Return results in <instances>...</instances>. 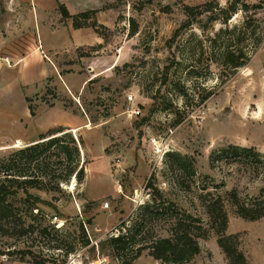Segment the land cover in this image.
Segmentation results:
<instances>
[{
  "label": "rangeland",
  "instance_id": "obj_1",
  "mask_svg": "<svg viewBox=\"0 0 264 264\" xmlns=\"http://www.w3.org/2000/svg\"><path fill=\"white\" fill-rule=\"evenodd\" d=\"M34 1L0 0V28H30ZM232 1L66 0L73 10L98 4L85 11L87 19L79 12L71 21L92 28L97 22L101 44L97 50L78 49L77 58L68 52L65 61H58L66 76L65 81L58 78L63 88L51 77L45 92L27 99L33 107L60 101L88 114L87 127L75 132L64 128L84 141L85 178L29 188L42 199L37 205L26 200L21 188L6 198L12 215L10 222L0 223V264H120L105 244L109 234L119 233L124 220L132 223L155 188L180 207L203 211L199 185L226 198V234L235 236L247 264H264V218L240 217L227 195L236 189L241 198L258 196L264 174L256 176L244 163L217 161L212 168L209 160L213 151L231 143L264 153V0H240L225 20L219 7ZM59 24L53 17L52 26ZM228 49L233 61L226 60ZM240 62L245 63L233 66ZM88 78L82 91H76L75 85ZM5 115L0 113V142L22 131L5 126ZM23 143L18 139L14 147L0 151V159L14 157L17 170L28 171L29 178L44 171L55 176L66 172L65 155L57 146L38 162H28L16 154L27 146ZM172 152L194 156L198 176L190 167L179 172ZM23 179L19 176L14 184L21 186ZM155 224L157 233H166V221ZM206 227L199 239L201 252L190 264H229L217 229L209 223ZM136 264L158 262L147 249Z\"/></svg>",
  "mask_w": 264,
  "mask_h": 264
},
{
  "label": "trees",
  "instance_id": "obj_2",
  "mask_svg": "<svg viewBox=\"0 0 264 264\" xmlns=\"http://www.w3.org/2000/svg\"><path fill=\"white\" fill-rule=\"evenodd\" d=\"M239 2L240 0H233L227 8L219 7L220 12L225 14V20H228L230 15L236 12ZM191 8L187 7L189 10ZM59 9L63 17H75L69 13L64 4H60ZM80 16L88 18L87 12H81ZM74 26L83 27L76 20H74ZM97 26L98 24L95 22L93 28L102 37ZM94 49L97 48L94 47ZM241 56H244V53H241ZM226 58L227 61H233V52L229 49L226 52ZM244 63H234L233 66L238 67ZM29 108L34 114L33 106L30 105ZM83 143V139H77L63 128L51 129L47 134L41 135L37 142L16 151V154L22 155L21 157L28 162H38L47 150L57 146L60 154L65 155L64 158L67 162L66 172L59 176L44 171L42 172L44 175L29 178L28 176L31 174L28 171L17 170L14 157L11 156L7 161L0 159V223L5 225L10 222L12 208L6 198L17 195L20 188L26 194V200H32L33 204L37 205L42 202V199L31 193L29 188L43 189L47 181H55L56 187H59L62 182L69 183L73 177L82 182L85 178L87 162L82 160L81 156ZM169 156L179 172L184 174L190 167L192 175L198 176L194 156L180 152L169 153ZM209 160L212 168L215 167L217 161L231 164L244 163L252 169L256 176L264 174V153L253 146L231 143L213 151ZM45 168H48V164L45 165ZM19 176H23L24 181L21 186H16L14 182H17ZM147 186L151 188L152 184L149 183ZM188 187L191 188L190 185ZM197 188L201 190L197 198L201 201L203 211L197 208L190 211L180 207L176 202L166 198L162 190L155 188L152 200L141 206V213L137 214L136 219L132 223H128L127 220L122 221L119 233L109 234L105 241V244L112 248L114 255L119 258L120 264H134L135 260L147 249L159 264H190L201 252L199 239L206 235V223L217 229L218 244L226 254L229 264H247L245 254L233 241L235 236L226 234L229 224V215L225 207L226 198L221 193L210 191L207 185H199ZM227 195L233 200L240 217L251 221L264 218V187L256 197L241 198L236 189L228 192ZM161 220L168 223L166 233L155 231L157 224L155 222ZM43 232H47V229H44ZM71 252L72 249L66 251L68 255ZM37 263L42 264L43 261Z\"/></svg>",
  "mask_w": 264,
  "mask_h": 264
},
{
  "label": "crops",
  "instance_id": "obj_3",
  "mask_svg": "<svg viewBox=\"0 0 264 264\" xmlns=\"http://www.w3.org/2000/svg\"><path fill=\"white\" fill-rule=\"evenodd\" d=\"M46 1L49 0L34 1L31 27L25 31L15 32L11 24L0 28V56L9 57L12 62V65H8L0 60V113H6L1 121L5 126L10 124L11 127L22 129L0 142V151L14 147L18 139H21L23 144L30 145L51 129L69 127L75 132L87 127L90 122L85 111L72 110L63 106L60 101H55L52 105L45 104L46 101L38 102V106L33 107L34 114L29 108L27 98L45 92L46 86L50 85L49 78L53 77L54 84L61 89L58 78L65 81L66 76L62 73L58 61H65L68 52L77 58L78 49L97 48L102 40L94 28L75 27L71 17L63 18L58 9L59 4H64L69 13L74 15L97 9L98 4L73 10L66 0H54L50 2L51 5H47ZM53 17L60 23L56 28L52 26ZM80 59L82 60L83 56ZM89 79L85 80L82 86L75 85L76 91H82ZM65 85L71 95H76L69 84ZM9 113L14 116L10 118ZM30 125L33 127L31 133L28 130ZM140 258L141 256L134 264Z\"/></svg>",
  "mask_w": 264,
  "mask_h": 264
},
{
  "label": "built area",
  "instance_id": "obj_4",
  "mask_svg": "<svg viewBox=\"0 0 264 264\" xmlns=\"http://www.w3.org/2000/svg\"><path fill=\"white\" fill-rule=\"evenodd\" d=\"M0 60L5 61L8 65H12V62L9 60V57H1L0 56ZM140 110L137 111V113H139ZM156 141V139L154 140V142ZM96 262V261H95Z\"/></svg>",
  "mask_w": 264,
  "mask_h": 264
}]
</instances>
